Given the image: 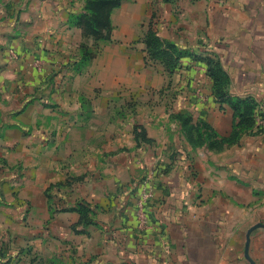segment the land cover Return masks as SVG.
I'll list each match as a JSON object with an SVG mask.
<instances>
[{
    "label": "crops",
    "instance_id": "0c3cea01",
    "mask_svg": "<svg viewBox=\"0 0 264 264\" xmlns=\"http://www.w3.org/2000/svg\"><path fill=\"white\" fill-rule=\"evenodd\" d=\"M69 2L0 0V264H249L264 121L235 134L240 119L197 58L220 63L234 97L264 100V0H185L178 17L165 7L158 34L188 54L173 74L131 31L82 67ZM175 115L209 126L203 141ZM250 255L264 264L263 228Z\"/></svg>",
    "mask_w": 264,
    "mask_h": 264
},
{
    "label": "trees",
    "instance_id": "16d2710c",
    "mask_svg": "<svg viewBox=\"0 0 264 264\" xmlns=\"http://www.w3.org/2000/svg\"><path fill=\"white\" fill-rule=\"evenodd\" d=\"M121 2L122 0H88L87 9L89 14L77 18L78 24L83 27L87 37H91L98 42L111 41L112 21L110 12L119 7ZM144 41L150 57L155 61L160 60V63L170 74H173L180 67L181 59L188 55L179 47H173V44L159 38L153 31L146 34ZM81 50L80 65L84 67L96 56V53L92 54L86 51L83 54V49L81 48ZM174 51L177 53L176 56L173 55ZM197 59L205 62L208 66V76L214 82L213 95L217 102L229 104L235 112V117H239L240 120L235 125V134L238 132V129H250L255 123L256 99L253 97L239 98L232 96L228 91L230 84L229 76L223 70L220 63L210 58ZM173 118L182 122L190 139L196 144L203 141L202 136L205 134L201 133L202 130H210L206 124H203L201 128L193 125L192 118L189 115H175ZM136 134L140 138L144 136L143 133H139L138 131ZM208 136L212 138V134H208ZM214 145L217 146L218 144L215 142ZM88 212L89 210L86 206H81L80 213L83 222H86V224L88 223Z\"/></svg>",
    "mask_w": 264,
    "mask_h": 264
},
{
    "label": "rangeland",
    "instance_id": "374dc122",
    "mask_svg": "<svg viewBox=\"0 0 264 264\" xmlns=\"http://www.w3.org/2000/svg\"><path fill=\"white\" fill-rule=\"evenodd\" d=\"M184 1L185 0H122L121 5L110 12V18L112 21L111 41L98 42L91 37H87V34L84 32L83 27L78 24V17L86 16L87 14H89V11L87 9L88 0H71V3L69 2V5L72 4V6L68 8L70 17L69 22L71 27H73L74 29H78L82 33L83 41L81 44V48L83 49V54L86 51L91 52L92 54L97 53L101 47V44L105 42L112 43L113 38L117 36L119 32L124 34L131 31L134 32V34L137 33V38H135L131 42V44L134 45L139 43V45H144L148 58L147 62L156 65H162L160 63V60L155 61L148 54L147 46L144 41L145 36L148 32L153 31L159 38L162 39V37L158 34V26L163 19L165 7H170V11L173 15L177 17L179 15L182 16ZM118 41L124 42L122 39H118ZM168 42L173 44V47H178L175 42ZM176 54V51H174L173 55L176 56ZM231 90L232 88L229 86L228 91L232 95ZM262 101L263 100L261 99L257 102V106L255 108L256 115L258 104ZM260 250L261 252H263L262 248H260ZM27 264H31L30 259H28Z\"/></svg>",
    "mask_w": 264,
    "mask_h": 264
},
{
    "label": "built area",
    "instance_id": "2783aa9c",
    "mask_svg": "<svg viewBox=\"0 0 264 264\" xmlns=\"http://www.w3.org/2000/svg\"><path fill=\"white\" fill-rule=\"evenodd\" d=\"M257 118L260 122L264 121V100L259 102L257 108ZM157 174V170H151L141 182L140 196L137 201L138 226L146 229L149 226V219L146 212V206L154 197L153 179Z\"/></svg>",
    "mask_w": 264,
    "mask_h": 264
},
{
    "label": "water",
    "instance_id": "95a60500",
    "mask_svg": "<svg viewBox=\"0 0 264 264\" xmlns=\"http://www.w3.org/2000/svg\"><path fill=\"white\" fill-rule=\"evenodd\" d=\"M259 228H263L264 229V224L263 223H260V224H257L255 226H253L248 232H247V235H246V245H245V257L246 259L248 260V262L250 264H257L251 257L250 255V247H251V236H252V233L259 229Z\"/></svg>",
    "mask_w": 264,
    "mask_h": 264
}]
</instances>
